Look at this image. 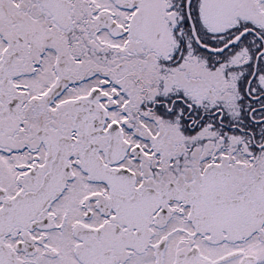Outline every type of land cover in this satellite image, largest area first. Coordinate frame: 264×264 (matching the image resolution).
Wrapping results in <instances>:
<instances>
[{"label": "snow or ice", "instance_id": "1", "mask_svg": "<svg viewBox=\"0 0 264 264\" xmlns=\"http://www.w3.org/2000/svg\"><path fill=\"white\" fill-rule=\"evenodd\" d=\"M0 264H264V0H0Z\"/></svg>", "mask_w": 264, "mask_h": 264}]
</instances>
